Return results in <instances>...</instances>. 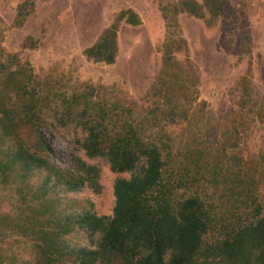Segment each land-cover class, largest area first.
<instances>
[{"label":"trees","instance_id":"obj_1","mask_svg":"<svg viewBox=\"0 0 264 264\" xmlns=\"http://www.w3.org/2000/svg\"><path fill=\"white\" fill-rule=\"evenodd\" d=\"M159 6L166 23L161 67L139 100L118 95L115 86L36 74L4 47L0 20V264H264V149L250 159L239 152L251 124H264L248 22L239 48L249 67L237 81L238 108L216 118L199 99L198 70L178 18L186 13L211 27L221 18L237 22L236 8L231 0ZM34 9L35 0H24L12 25L23 26ZM123 24L138 26L142 18L131 7L118 10L85 57L114 64ZM233 42L230 31V50ZM23 46L37 42L28 36ZM70 124L84 130L76 143L88 157L130 173L114 183L111 215L59 197L85 185L100 190L99 168L56 137L57 125ZM214 195L230 204V217ZM79 234L88 246H74Z\"/></svg>","mask_w":264,"mask_h":264},{"label":"rangeland","instance_id":"obj_2","mask_svg":"<svg viewBox=\"0 0 264 264\" xmlns=\"http://www.w3.org/2000/svg\"><path fill=\"white\" fill-rule=\"evenodd\" d=\"M23 1L0 0V20L6 27L3 45L8 51L17 53L23 61H29L36 74L44 76L51 72L61 75L63 83L78 85L90 82L115 86L118 95H122V91L138 100L143 97L161 67L162 53L158 47L166 33V23L159 6L163 0H35V9L24 25L15 27L12 23ZM231 2L237 10V22L221 18L216 25L209 27L202 19L186 13L178 18L182 35L187 40L189 57L198 70L199 99L209 104L216 118H225L238 108L236 85L239 77L246 73L250 58L239 48L244 42V21L248 22L253 41L252 85L255 96L264 98V0ZM123 7L135 9L142 18V24L121 26L120 51L114 64L88 60L83 50L96 41L102 30L112 22L114 14ZM230 31L234 38L232 50ZM28 36L36 40L37 46H23ZM178 56L183 59L185 53L181 52ZM57 126V139L69 149H78V156L100 170L99 191L85 185L77 192L60 190L59 197L64 203L75 202L80 207L92 202L93 211L98 215H111L115 205L114 183L118 178L129 177L130 173L113 171L105 157H88L76 143L85 137L80 126ZM242 141L239 152L246 159L263 150L264 124L253 122ZM204 183L208 185L207 181ZM217 195H214L216 206L219 205L221 213L230 217V204L225 202L222 205L221 198L216 200ZM74 243L76 248L90 244L83 234L74 236Z\"/></svg>","mask_w":264,"mask_h":264}]
</instances>
